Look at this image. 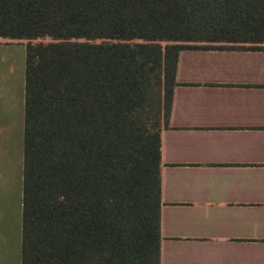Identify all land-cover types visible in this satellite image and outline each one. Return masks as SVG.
<instances>
[{
    "label": "trees",
    "instance_id": "trees-1",
    "mask_svg": "<svg viewBox=\"0 0 264 264\" xmlns=\"http://www.w3.org/2000/svg\"><path fill=\"white\" fill-rule=\"evenodd\" d=\"M0 39L26 52L21 264H159L178 55L264 51V0H0Z\"/></svg>",
    "mask_w": 264,
    "mask_h": 264
},
{
    "label": "crops",
    "instance_id": "crops-1",
    "mask_svg": "<svg viewBox=\"0 0 264 264\" xmlns=\"http://www.w3.org/2000/svg\"><path fill=\"white\" fill-rule=\"evenodd\" d=\"M25 78V44L1 39L0 264H21ZM175 82L159 264H264V51L183 50Z\"/></svg>",
    "mask_w": 264,
    "mask_h": 264
},
{
    "label": "rangeland",
    "instance_id": "rangeland-1",
    "mask_svg": "<svg viewBox=\"0 0 264 264\" xmlns=\"http://www.w3.org/2000/svg\"><path fill=\"white\" fill-rule=\"evenodd\" d=\"M49 40H47V39H44V40H37V41H35V44L36 43H39V42H43V43H47ZM0 42H1V39H0ZM23 44H25V43H23ZM198 46H203V45H198ZM218 46H223V45H218ZM224 47H227V45L226 46H224Z\"/></svg>",
    "mask_w": 264,
    "mask_h": 264
}]
</instances>
